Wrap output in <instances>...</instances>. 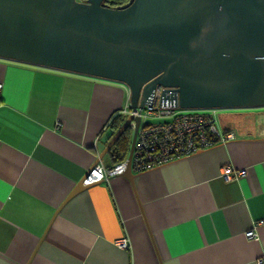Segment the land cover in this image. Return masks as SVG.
<instances>
[{
	"label": "crops",
	"instance_id": "0c3cea01",
	"mask_svg": "<svg viewBox=\"0 0 264 264\" xmlns=\"http://www.w3.org/2000/svg\"><path fill=\"white\" fill-rule=\"evenodd\" d=\"M0 83V264H264V113H218L233 139L69 197L128 88L3 58Z\"/></svg>",
	"mask_w": 264,
	"mask_h": 264
},
{
	"label": "water",
	"instance_id": "95a60500",
	"mask_svg": "<svg viewBox=\"0 0 264 264\" xmlns=\"http://www.w3.org/2000/svg\"><path fill=\"white\" fill-rule=\"evenodd\" d=\"M0 58L122 83L132 107L157 85L183 109L262 107L264 0H0ZM139 123L128 115L95 161L132 128L131 183Z\"/></svg>",
	"mask_w": 264,
	"mask_h": 264
},
{
	"label": "built area",
	"instance_id": "2783aa9c",
	"mask_svg": "<svg viewBox=\"0 0 264 264\" xmlns=\"http://www.w3.org/2000/svg\"><path fill=\"white\" fill-rule=\"evenodd\" d=\"M1 88V83H0ZM157 85L151 98L142 107L127 104L120 110L124 117L139 116L132 157L131 169L139 173L172 160L191 155L234 138L232 131H224L218 126L219 108L202 110L180 108L172 88ZM124 161L104 167L93 165L83 178V184H92L121 172ZM245 174V169H236L230 165L221 168L225 180L235 179ZM246 236L251 238L254 232L249 230ZM121 248L127 247L126 239L117 242Z\"/></svg>",
	"mask_w": 264,
	"mask_h": 264
},
{
	"label": "trees",
	"instance_id": "16d2710c",
	"mask_svg": "<svg viewBox=\"0 0 264 264\" xmlns=\"http://www.w3.org/2000/svg\"><path fill=\"white\" fill-rule=\"evenodd\" d=\"M127 0H104V3L107 6L114 7L116 5L123 4ZM126 117L124 116H117L115 120L113 121V128L114 132L112 133L111 137L114 135V133L118 130V128L121 126L123 121L125 120ZM131 134L132 130L130 127H127L121 134L120 136L115 140V142L112 144L110 149L107 151L110 153L114 164L122 162L129 151V145H130V140H131ZM113 164V165H114Z\"/></svg>",
	"mask_w": 264,
	"mask_h": 264
},
{
	"label": "rangeland",
	"instance_id": "374dc122",
	"mask_svg": "<svg viewBox=\"0 0 264 264\" xmlns=\"http://www.w3.org/2000/svg\"><path fill=\"white\" fill-rule=\"evenodd\" d=\"M261 111H264V106L262 107H255V108H236V109H219L218 110V113L221 114V116H226V115H233L234 117H238L240 112H247L249 114V116L251 117H255L257 115H261V113H264V112H261ZM234 114H239V115H234ZM257 114V115H256ZM248 115H243V117H247ZM248 116V117H249ZM251 117V118H252ZM264 117V116H262ZM260 120H264V119H260Z\"/></svg>",
	"mask_w": 264,
	"mask_h": 264
}]
</instances>
